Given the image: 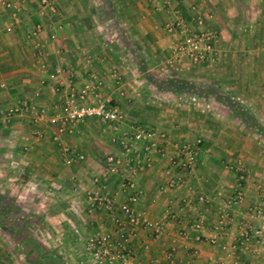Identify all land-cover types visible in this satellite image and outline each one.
<instances>
[{
  "label": "crops",
  "instance_id": "crops-1",
  "mask_svg": "<svg viewBox=\"0 0 264 264\" xmlns=\"http://www.w3.org/2000/svg\"><path fill=\"white\" fill-rule=\"evenodd\" d=\"M53 1L56 13L39 14L36 2L25 0L16 12L18 24L9 31L4 26L10 12L0 1V264H34L39 257L67 263L79 241L83 251L88 233L113 230L112 216H121L118 204L128 195L121 186L123 175L108 173L99 181L93 176L104 173L107 154L121 153L112 137L131 123L124 121L113 130L86 117L80 130L63 131L56 141L55 125L45 120L33 122L24 111L9 119L1 115V110L31 100L48 115L62 102L67 86H79L91 75L102 81L97 95L117 102L124 119L136 118L135 124L165 132L162 146L167 153L175 154L182 140L201 138L186 183L168 185L170 175L179 170L165 173L167 158L156 152H150V165L134 175L141 193L135 209L163 220L155 236L143 227L135 229L130 241L134 258L144 264H170L164 251L173 243L178 264L186 248L195 250L196 264H264V243L259 248L249 243L241 250L220 247H231L239 221L248 220L246 205H264V0H174L186 18L199 15L202 26L215 36L213 51L204 60L176 57L170 64L166 59L177 36L162 26L165 11L148 0ZM36 21L43 29L27 33ZM51 31L55 37L43 42ZM39 40L40 54L35 46ZM55 67L59 73L50 77ZM88 120L94 124H86ZM58 144L82 152L83 158L65 163L66 152ZM238 162L246 170L243 200L217 241L209 243L216 200L233 191ZM88 190L115 193L113 210L90 209ZM200 191L209 202L196 199ZM200 212L205 219L195 227ZM26 229L41 232L47 252L32 257L24 251L12 232L23 234ZM196 234L200 239H194ZM85 257H76L75 264H91Z\"/></svg>",
  "mask_w": 264,
  "mask_h": 264
},
{
  "label": "built area",
  "instance_id": "built-area-1",
  "mask_svg": "<svg viewBox=\"0 0 264 264\" xmlns=\"http://www.w3.org/2000/svg\"><path fill=\"white\" fill-rule=\"evenodd\" d=\"M9 9L10 21L4 26V30L9 31L19 22L16 12L20 9L25 0H0ZM37 4V13H56L57 7L53 0H33ZM174 0H148L152 7L164 10L166 17L163 20V28L171 33H175L177 40L172 45L171 55L166 59L167 63H172L176 57H184L191 62H199L213 51L214 31L202 26L203 19L195 14L186 18L178 5H173ZM177 1V0H176ZM193 8V6L191 7ZM43 29L42 23L37 21L26 29L27 33H37ZM55 37L54 32H48L43 40L47 41ZM37 53H41L42 40L35 42ZM45 62L40 63V68H45ZM59 73V68L55 67L49 71V76L54 77ZM101 79L91 75V79L83 82L79 86H67L64 98L60 104L54 106L53 112L45 114L42 108H38L33 101H21L18 104L1 110L2 118L9 119L14 113L24 111L28 113L33 121L45 120L48 124L55 125V133L52 138L58 141V134L63 131H73L77 124L83 122L86 117H93L112 126L113 129L123 121L124 113L119 104L115 101L102 98L97 95L96 89L101 84ZM4 83L2 82L1 85ZM59 86H55L58 89ZM38 91L33 93L34 96ZM165 132L155 127H145L142 125H131L122 130L119 135L112 137L119 146L120 154H107L105 156V170L101 175L93 176L94 181L105 179L108 173H121L123 180L121 186L128 190L127 197L119 202L118 209L121 216H112L114 228L111 231H94L88 233L84 240L82 249L86 253L91 264H144L134 258L130 245L131 237L135 234L137 227H143L155 236L163 228V220L160 218H149L138 212L134 203L140 196V190L135 187L134 175L143 171L151 163L150 152L167 158L168 164L164 171L171 173L176 167L179 174L170 175L168 185L174 183L183 184L187 182V172L195 167L197 162V152L201 145V138L194 136L192 139L182 140L176 145V153H167L163 148ZM66 153L64 162L71 163L74 159H82L83 153L69 151L67 146H61ZM235 185L233 191L224 197L217 198L216 218L212 225V232L206 238L209 243L217 241V235L225 226L232 222V212L239 205L244 196V164L238 162L235 165ZM86 200L90 209L95 206H102L107 211H112L116 194H106L99 190L86 191ZM196 199L199 202L210 201L204 192H198ZM248 220L239 221L237 232L234 234V242L231 247L221 243L224 250L245 249L249 243L259 248L264 243V205L251 203L245 207ZM205 219V212L198 213L193 222L195 227H199ZM180 234L183 230L179 231ZM194 239H200V235H194ZM147 248V243H144ZM175 244H170L164 251V256L170 264H178L175 259ZM195 250L186 248L184 250L183 262L179 264H196ZM155 264V263H154ZM211 264H242L238 260L224 262L216 260Z\"/></svg>",
  "mask_w": 264,
  "mask_h": 264
},
{
  "label": "rangeland",
  "instance_id": "rangeland-1",
  "mask_svg": "<svg viewBox=\"0 0 264 264\" xmlns=\"http://www.w3.org/2000/svg\"><path fill=\"white\" fill-rule=\"evenodd\" d=\"M37 22V21H36ZM39 22H41V21H39ZM42 23V22H41ZM189 87H190V84H189ZM134 119H136V118H130V119H124L123 118V121L122 122H124V121H126L127 122V125H130V123L134 126V125H139V124H137V123H139V122H136V124L134 123ZM33 121V120H32ZM33 122H36V121H33ZM121 122V124L122 125H124L123 123ZM102 123H106V122H103V121H101V120H96V122H95V124H98L99 126H101V125H103ZM86 124H88V125H92V124H94L93 122H91V120H88V122H86ZM80 123L79 124H77V126L74 128V130L73 131H75V130H80ZM120 125L118 124L117 125V128L115 129V130H117L118 129V127H119ZM142 126H145V127H148V125H145L144 123L142 124ZM110 127L112 128V126L110 125ZM123 127H125V126H123ZM130 127V126H129ZM122 128V127H121ZM125 129H127V127H125V128H123V129H121V131L122 130H125ZM114 130V129H113ZM120 133V132H119ZM107 141L109 142V143H111V138H110V136L107 138ZM113 143V142H112ZM59 145V144H58ZM110 145V144H109ZM59 146H61V144L59 145ZM111 146H114V143L113 144H111ZM60 151H63V152H65L64 150H60ZM84 156V155H83ZM233 169H234V173H236V168H235V166H233ZM245 166H244V173H245ZM235 175V174H234ZM20 232H18L17 230H15V231H13V237L15 238V239H17L18 241H19V243H22V247H24L23 249H24V251H27L26 253L27 254H29V255H31L32 257H34V256H36V255H40V253H44V252H47V250H45V248H44V246H42V235H41V232L39 231V230H28V229H26V230H24L23 231V234H19ZM24 244H25V246H24ZM83 250V249H82ZM50 254H52V253H50ZM83 255V256H85L86 255V253L84 252V250L83 251H81V245H80V241H79V243H78V245H75L73 248H72V252H69V255H67V252H66V259H68L67 260V263L66 262H64V261H62V259H54V261H51V259L52 258H47V257H44V258H42V257H39V259H35L34 258V260L36 261V262H34V264H75V259H76V257L78 258L79 257V255ZM55 255L56 256H58L56 253H55ZM26 256V255H25ZM86 258V257H85ZM48 259V260H47ZM72 260H74V261H72ZM77 260V259H76Z\"/></svg>",
  "mask_w": 264,
  "mask_h": 264
},
{
  "label": "trees",
  "instance_id": "trees-1",
  "mask_svg": "<svg viewBox=\"0 0 264 264\" xmlns=\"http://www.w3.org/2000/svg\"><path fill=\"white\" fill-rule=\"evenodd\" d=\"M11 232V231H10ZM13 233V232H12Z\"/></svg>",
  "mask_w": 264,
  "mask_h": 264
}]
</instances>
